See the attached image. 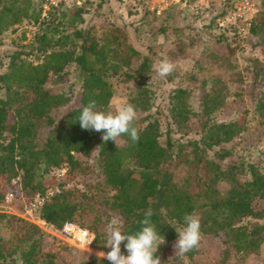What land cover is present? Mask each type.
Wrapping results in <instances>:
<instances>
[{
    "label": "trees",
    "instance_id": "trees-1",
    "mask_svg": "<svg viewBox=\"0 0 264 264\" xmlns=\"http://www.w3.org/2000/svg\"><path fill=\"white\" fill-rule=\"evenodd\" d=\"M89 1L65 6L69 10L40 22L44 32L37 50L44 54L42 64L12 60L0 76V205L12 194L8 188L31 197L58 188L33 217L56 230L74 223L94 234L92 249L106 253L111 250L106 229L112 218L120 220L123 232L136 234L151 209L152 222L166 241L156 254L162 264H213L199 249L173 251L171 244L178 240L173 226L184 227V217L195 213L201 219V243L221 240L226 247L217 264H244L264 243V167L222 147L243 131L242 120L219 122L214 117L230 97L236 76L233 52L209 50L214 69L201 85L199 111L187 102L188 91H171L163 132L152 113L151 56L130 43L124 28L107 26L98 37L93 28L82 27ZM42 8L39 4L35 11L25 0H0V39L23 22L38 23ZM60 25L69 33L60 31ZM260 29L264 34V13L254 18L249 33ZM217 41L224 43L222 37ZM257 64L256 80L264 75V65ZM72 66L79 70L80 90H52L48 85L62 82ZM117 88L138 112L136 143L126 135L117 146L105 143L104 133L82 130L78 124L91 101L97 110L109 112ZM249 96L264 122V80ZM192 133L196 138L174 139ZM62 169L67 170L65 180L53 184V176L47 177ZM75 179L82 181L81 187L66 189ZM46 240L36 225L0 212V264H67L60 256L67 246L58 243L49 249ZM121 248L127 255L124 244ZM77 264L110 262L89 256Z\"/></svg>",
    "mask_w": 264,
    "mask_h": 264
},
{
    "label": "rangeland",
    "instance_id": "rangeland-1",
    "mask_svg": "<svg viewBox=\"0 0 264 264\" xmlns=\"http://www.w3.org/2000/svg\"><path fill=\"white\" fill-rule=\"evenodd\" d=\"M25 1H30L35 11L38 10L39 4L42 7L45 4V0ZM241 1L243 0H90L83 10L85 23L82 27L93 28L98 37L107 26L124 28L130 43L141 53L149 54L153 65L163 59L176 64V70L169 77L160 78L152 70L150 78L152 113L159 121L163 132L167 129L169 121L167 104L171 91L176 88L188 91L187 102L194 111H199L198 97L201 85L203 81L209 79L214 69L208 58L209 50L212 49L216 53L233 52L230 62L236 76L230 84V97L224 111L216 113L214 117L219 122L242 120L243 131L233 143L222 147L247 163H259L264 167V122L256 111L255 101L249 96L264 80L263 74L255 79V73L259 70L257 62L264 65V34L260 29L256 35L250 33L244 35L240 32V28L244 26L241 20L236 21L234 25L223 22ZM250 1L257 9L252 24L255 17L264 13V0ZM69 8L65 6L51 10L42 8L38 23L23 22L4 34L0 39V76L9 70L12 60L33 66L42 64L44 54L37 50L38 37L44 32L40 22L47 20L45 19L47 16L49 19L59 16ZM258 21H261V17ZM58 29L69 33L65 25H60ZM221 37L224 39L223 44L217 41ZM225 44L229 47L226 48ZM254 62L257 67L254 66ZM64 76L62 82L50 83L48 86L60 92H78L81 80L77 67L69 68ZM125 95L122 88H117L115 96L110 101V111L114 113L117 106L127 104ZM188 137L196 138V134L192 133L187 137L176 136L174 139L184 141ZM59 172L47 178L53 176L52 182L57 185L65 180L57 178ZM81 183V180H71L66 183L65 188H80ZM7 192H12L13 199L0 205V212L20 217L39 227L47 236L46 244L49 249H53L58 243L65 244L67 248L62 250L60 256L67 264H77L89 256L103 259L102 255H98L100 251L81 250L57 237L56 229L46 226L43 221L36 217H33L35 219L33 221L26 211L31 196L18 194L9 188ZM176 242L171 244L175 253L178 252L174 247ZM225 248L221 240L206 238L198 249L208 261L217 264ZM244 264H264V243L259 254L248 257Z\"/></svg>",
    "mask_w": 264,
    "mask_h": 264
},
{
    "label": "clouds",
    "instance_id": "clouds-1",
    "mask_svg": "<svg viewBox=\"0 0 264 264\" xmlns=\"http://www.w3.org/2000/svg\"><path fill=\"white\" fill-rule=\"evenodd\" d=\"M153 70L160 78H167L176 70V64L168 59H163L153 65ZM151 83V82H150ZM138 112L132 104H122L117 106L115 112H104L97 110L95 101H91L83 107L78 116L79 126L82 130L90 132H102L101 140L105 143L113 141L116 146L120 138L128 136L132 142L139 141V129L136 126ZM153 212L149 209L145 213V218L141 221L143 227L136 234H126L119 227L120 220L112 218L107 224V246L111 250L107 253L100 252L103 259H107L110 264H162L161 259L156 255L160 246L165 244V237L158 234L156 225L152 222ZM185 226L173 228L178 234V240L174 247L181 254L198 249L203 238L201 232V219L195 213L184 217ZM90 234L87 243L91 245L94 240ZM126 242V243H125ZM127 251V255L122 253L121 245Z\"/></svg>",
    "mask_w": 264,
    "mask_h": 264
},
{
    "label": "built area",
    "instance_id": "built-area-1",
    "mask_svg": "<svg viewBox=\"0 0 264 264\" xmlns=\"http://www.w3.org/2000/svg\"><path fill=\"white\" fill-rule=\"evenodd\" d=\"M87 0H45V4L43 6L44 10H51L54 8H59L61 6H70L72 4L81 5ZM257 13V9L254 4L250 0H243L235 5V11H233L230 15L225 17L224 23H230L234 25L236 21H240L244 24L243 27L240 28V32L244 35L249 33V27L251 25V21L255 14ZM67 170L62 169L57 174V178L63 180L65 178ZM19 179L13 181L15 184ZM59 193L57 188L48 189L43 194H37L31 198L27 206V214L33 218V212L40 206H42L47 200L53 197L55 194ZM13 199V194H7L5 197V202ZM37 219V218H36ZM35 219L33 218V221ZM39 220V219H38ZM41 221V220H40ZM57 237L61 238L65 242L85 251L92 250V244L89 245L87 243V238L91 234L89 231L75 225L71 222H66L62 225V227L55 231ZM93 239V236H92Z\"/></svg>",
    "mask_w": 264,
    "mask_h": 264
}]
</instances>
